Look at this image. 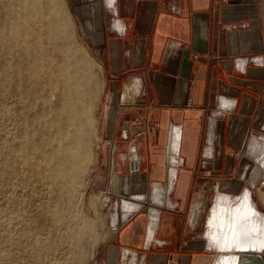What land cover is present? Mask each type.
<instances>
[{
	"label": "crops",
	"instance_id": "obj_1",
	"mask_svg": "<svg viewBox=\"0 0 264 264\" xmlns=\"http://www.w3.org/2000/svg\"><path fill=\"white\" fill-rule=\"evenodd\" d=\"M69 3L107 79L93 190L110 221L121 217L102 263L214 264L209 209L253 187L248 147L264 134V0ZM123 199L142 208L125 216Z\"/></svg>",
	"mask_w": 264,
	"mask_h": 264
},
{
	"label": "rangeland",
	"instance_id": "obj_2",
	"mask_svg": "<svg viewBox=\"0 0 264 264\" xmlns=\"http://www.w3.org/2000/svg\"><path fill=\"white\" fill-rule=\"evenodd\" d=\"M5 2L6 0H0V13H4L0 14V16L3 15L0 17L1 20L6 16L4 11L5 9L3 8H9L10 6H13V3L10 5L7 4L9 2H13V0H7L6 4ZM59 3L60 11L63 15L64 22L66 23L65 28L66 31H68V33L66 32L67 42L65 43L67 48L65 47L66 49L64 50V45H62L59 40L49 41L46 39V37L44 38L43 35L42 45L44 44V46H42V50L45 57V67L39 69L41 71L38 70L39 72L37 71L36 75L32 76V78L28 71L26 72L28 75L25 76L26 74L24 72L26 70H22L21 72L23 73L20 74V70L15 67L16 62L18 61V56L16 57L15 54L18 53L19 55L24 50L23 46L19 43L22 47V51L20 52H18L19 49L21 50V48L18 47V44L16 48H13L12 52H10V50L7 52V50L5 51V48H9L7 45H4L5 42L2 40V37H0V81L7 80V86L4 88L5 90L0 88V91L2 92H0V144H3L0 145V153L2 154H0V175L3 174L0 176V264H103L101 259L102 248L112 236L116 228L117 217H121V215L115 214L113 216L114 218L110 221V214L108 211L98 205L97 194L93 190L94 175L96 168L99 165V161L101 160V152L104 150L103 140L106 133V127L104 125L107 97V79L105 70L102 63L98 60L93 50L81 35L75 17L72 13L69 0H59ZM67 38L70 39V41ZM68 43H70V45H68ZM64 51L68 52L69 54H66ZM33 53L34 55L36 54L35 57L37 58L38 54L35 52ZM33 53H30V55H32V58H35ZM4 54L6 57L8 55L7 58L9 60L6 59ZM58 54H63V57L59 55L58 58ZM68 55L71 58H68ZM11 56H13V58ZM50 57L51 59H49ZM80 57H84L90 61L91 65L86 67L84 72L87 75L93 76L97 85V91L94 98L95 104H93L92 109V116L94 119V135L91 137L89 143L91 160L85 168L83 174V176L85 175L84 178L80 180V182H82H79L80 186L79 184H77V186L70 184L67 189H59L56 184H53L52 182L50 183L48 179L47 167L42 166L39 169H34L32 166L25 163L24 157L22 155H18L17 158H14L12 155V149H19L18 147H20L21 143L26 138L33 141L34 136L31 138L32 133H34L35 130L38 132V130L44 129L45 126L42 122H40L41 116L39 115L53 112L51 113V117H53L55 114L54 110L56 108L57 98L60 90L55 88H49V90V86L45 88L47 86L46 82H48V79H50L49 77L46 78V75L49 76V70L51 68L59 67L66 61L78 60ZM82 58L80 60H82ZM45 62H48V66ZM7 63L10 65L12 64L11 66H13V68ZM5 64L6 67L4 66ZM5 69L11 70H9V72ZM10 73H12V75ZM6 76L9 78L7 79ZM15 76H17L19 79L15 78ZM28 76H30V79ZM21 78L25 80L22 79L20 82ZM40 79H42V81ZM8 80L12 83H9ZM38 85L40 86L37 87ZM8 86H10V88ZM31 87L32 89L34 88L35 93ZM46 89L48 90V93ZM45 92L47 96L50 93L48 96L50 98L46 100L43 99L46 96ZM43 93L45 96L42 95ZM36 95L40 99L35 97ZM52 96L55 98V100ZM34 100H36L35 105ZM30 105H33V109ZM48 108L52 110L49 111ZM33 116L35 117L34 119ZM34 120L37 123L34 122ZM30 122L32 123L30 124ZM27 126L28 128L26 129ZM21 130L23 133H25V136L23 133L21 134ZM46 132L47 134L49 133L48 135H50L48 136L46 134V136L48 138L51 137V132L48 130ZM16 134H21L23 137ZM16 136H19L21 139ZM16 138L19 140H15ZM255 138L256 140L249 145L248 152L251 154L252 159L257 164V169H260L261 173L259 180L257 182H254L253 180V187H249V189L251 190V195L255 206L262 214H264V168L260 165L262 159L264 158V154L261 156V159L258 160L262 150L264 149V134L257 135ZM10 142H13L14 145ZM48 145L50 144L47 143L46 147L48 149L51 148V145L49 147ZM5 150L6 153L3 152ZM3 154L5 156H3ZM12 165L13 168H11ZM15 165L17 170L19 168L18 172H16L14 169ZM6 166H9V170L6 169ZM26 168H29V170ZM44 168H46V170ZM21 171L22 173L20 174ZM23 172L25 176H22ZM26 174L30 175L27 176ZM37 174L39 175V178H35ZM27 177L28 179H26ZM58 194L63 195L61 196ZM241 194L233 197V200L236 202ZM216 198L217 197H215V199ZM215 199L213 200L212 205L214 204ZM54 208L55 210H53ZM119 208L122 210L121 204L119 205ZM55 211H58V214L60 213L59 217L55 214ZM44 244L45 246H43ZM39 247L40 249H38ZM215 251L217 254L216 261H218L221 253H219L216 247Z\"/></svg>",
	"mask_w": 264,
	"mask_h": 264
},
{
	"label": "bare ground",
	"instance_id": "obj_3",
	"mask_svg": "<svg viewBox=\"0 0 264 264\" xmlns=\"http://www.w3.org/2000/svg\"><path fill=\"white\" fill-rule=\"evenodd\" d=\"M10 1H12V0H10ZM2 2H4V1H2ZM6 2H7V0H6ZM6 2H5V4H6ZM11 3H13L12 7L10 6L9 8H6V7L3 8V9H5L4 11H5L6 16L4 17V19L2 18V20L0 18V37H2V40L5 42V44H4V42H3V44L7 45V47L9 48V49L5 48V51L7 50V52L9 50H10V52H12L13 48L14 47L16 48V46H18V45H19L18 47L21 48V50L19 49V51H18V52H20V51H22V47L20 46V44L23 46L24 50L19 55H18V53L15 54L16 57L18 56L17 57L18 65L16 62L15 67L18 68L20 70V72L22 70H26L24 72L25 74L28 71L29 74L31 75V78H32V76L36 75V72L39 69H42L43 67H45L44 66L45 57L43 55V50H42V46H44V44L42 45L43 35H44V38L46 37V39H48L49 41L59 40L61 42V44L64 45V50L67 48L65 46V43L67 42L66 37H67V33H68V31H66V28H65L66 23L64 22L63 15H62L60 8H59L60 7L59 0H13V2H9L7 4L10 5ZM0 14H4V13H0ZM2 16L3 15H1L0 17H2ZM69 36H71V35H69ZM68 40L70 41V39H68ZM45 41H47V40H45ZM68 45H70V43H68ZM57 49H59V48H57ZM60 50H61V45H60ZM5 51H3V52H5ZM31 51L38 54L37 58L35 57L36 54L34 55V53ZM7 52H6V54H7ZM10 52H9V55H10ZM30 53H33L35 58H32V55H30ZM65 53L67 54L68 52H65ZM59 55L60 54H58V58H59ZM62 55L63 54H61L60 56H62ZM3 56H2V58H3ZM13 56H11V57L13 58ZM5 57H6V55H5ZM7 57H8V55H7ZM7 57H6V59H8ZM11 57H9V58H11ZM68 58H71V57H69V55H68ZM81 58L82 57H80V59ZM49 59H51V57ZM72 59H75V58H72ZM80 59L73 60V61H66V62L63 61L64 63L62 65H60L58 63L60 65L59 67L51 68L49 70L50 71L49 76L46 75V78L49 77L50 79H48L49 81L46 82L47 86L45 88H47L49 86L48 89L49 88H52V89L55 88V89L60 90V93H59L58 98H57L56 108L54 110L55 114L53 117H51V115H52L51 113H53V112H48V113H44L43 115H39V116H41L40 122H42L45 126L44 129L38 130V128H37L38 132L35 130L34 133H32V136L30 135L31 138L34 136L33 141H31L30 139H27V138L26 139L23 138L24 141L21 143L20 147H18L19 149L13 150L11 148L12 149V155L14 158H17L18 155H22L24 157L25 163L27 165L32 166L34 169H39L42 166L47 167L48 179H49L50 183L52 182L53 184H56V186L59 189H67V187L70 186V184L76 185V186H77V184H79V186H80V183L82 182V181L80 182V180L82 178H84V176H85V175L83 176L85 168L91 160L89 143H90L91 137L94 135V119L92 116V109H93V104H95L94 98H95V93L97 91V85H96V81L94 80L93 76L87 75L84 72L85 68L91 65L90 61H88L84 57L82 58V60H80ZM4 63H5V61H4ZM45 63H47L46 65L48 66V62H45ZM7 64H9V63H7ZM51 65H52V63H51ZM4 66L6 67V64ZM11 67L13 68V66H11ZM7 68H8V66H7ZM5 70H7V69H5ZM9 70H11V69H8L7 71H9ZM47 70H48V68H47ZM39 71H41V70H39ZM22 73L23 72H21L20 74H22ZM10 74L12 75V73H10ZM27 75L28 74H26L25 76H27ZM21 76H23V75H21ZM12 77H14V76H12ZM18 77H19V75H18ZM28 77L30 79V76H28ZM8 78L9 77H7V79ZM15 78H17V76H15ZM19 78H17V79H19ZM22 79L23 78L20 79V82ZM26 79H27V77H26ZM23 80H25V79H23ZM40 80L42 81V79H40ZM8 82H9V80H8ZM9 83H12V82H9ZM9 83H8V85H9ZM39 84H41V83H39ZM6 86H7V80L0 81V88L1 89L5 90L4 88ZM39 86L40 85H38L37 87H39ZM8 87L10 88V86H8ZM41 88H42V85H41ZM31 89H32V87H31ZM32 90L35 93L34 88ZM37 90H38V88H37ZM6 91H8V90H6ZM49 92H51V91H49ZM47 93H48V90H47ZM7 94H8V92H7ZM45 94H46V92H45ZM4 95H6V94H4ZM42 95L45 96L44 93ZM49 95H50V93L48 94V96ZM48 96L46 94V96L43 99L46 100V99L50 98ZM35 97H37V95ZM54 97H55V95H54ZM37 98H39V97H37ZM54 100H55V98H54ZM2 101H1V103H2ZM35 101L36 100H34V105H35ZM2 106H4V105H2ZM32 109H33V107H32ZM4 110H6V109H4ZM48 110L51 111L52 109L50 110L48 108ZM35 116H36V114H35ZM34 118L35 117L33 116V119ZM34 122H36V121L34 120ZM23 123H24V121H23ZM23 123H22V125H23ZM31 123L32 122H30V124ZM37 127H38V125H37ZM27 128H28V126L26 127V129ZM34 128H36V127H34ZM22 130H24V129H22ZM22 130L20 131L21 134L23 133ZM47 130L51 132V137H49V138L46 136ZM20 132H18V133H20ZM28 132H31V131H28ZM21 134L20 135L16 134V135L23 137V135L25 133H23V135H21ZM14 136H15V134H14ZM19 136H16V137L19 138ZM48 136H50V135H48ZM18 138H16L15 140H17ZM178 138H180L179 132L177 129H175L171 133V145H170L171 148L177 147L176 142H177ZM3 139H5V138H3ZM19 139H21V138H19ZM10 143L13 144V142H10ZM47 143L51 145V148L48 149L46 147ZM7 144H8V141H7ZM50 145H48V147ZM5 146H7V145H5ZM15 146H17V145H15ZM3 152L6 153V150ZM263 154H264V149L262 150V153L260 154L258 160L261 159V156ZM3 156H5V155L3 154ZM11 158H12V156H11ZM172 158L175 159V157H172ZM19 161H20V159H19ZM2 164H4V163H2ZM11 164H12V162H11ZM13 165H12V167L11 166L10 167L13 168ZM260 165L264 168V158L262 159V162ZM261 166H260V168H261ZM8 167L9 166H6V169L9 170ZM14 167H15L14 168L15 171L18 172L19 168L17 170L16 165ZM132 167H133V169H135V167L137 168V163H135L133 161ZM26 169L29 170V168H26ZM44 169L46 170V168H44ZM174 170L171 171L172 177H175V175H176L175 174L176 172ZM16 172H15V174H16ZM8 173H10V172H8ZM21 173H22V171L20 172V174ZM260 173H261L260 169H256L254 182H257L259 180ZM17 174H19V173H17ZM23 174H24V172H23ZM23 174H22V176H25V174L24 175ZM33 174H36V173H33ZM1 175H3V174H1ZM29 175H27V176H29ZM46 176H47V174H46ZM35 178H39V175L37 174V176H35ZM26 179H28V177ZM42 183H43V181H42ZM53 184H51V185H53ZM58 195L62 196L63 194H58ZM153 195H154L155 201L158 204L167 205V202L169 201V199H168V201L166 202L167 192L164 191L162 188H160V187L154 188ZM216 196H217V198L215 199V202L212 205V207L210 208L209 213L207 215L208 218H207V223H206V225H207L206 236L208 237L213 248L216 247V249L219 251V253H221L219 260L216 261L215 264H264V261L261 258V254L264 253V214H262L257 209V207L255 206V203L252 199L251 190L249 188H246L236 202L233 200L232 196L227 195V194H218ZM140 198H142V197L137 196L134 199H140ZM121 207H122V211L126 215L127 213H131V212H135V211L140 210L142 206L140 203L132 202L129 199H123L121 202ZM53 210H55V208ZM44 211H46V210H44ZM58 211H55L56 213L55 212L54 213L59 217L60 213L58 214L57 213ZM51 213H52V211H51ZM157 221H158V211L155 209H151V228L156 227ZM43 246H45V244ZM38 249H40V247Z\"/></svg>",
	"mask_w": 264,
	"mask_h": 264
},
{
	"label": "flooded vegetation",
	"instance_id": "obj_4",
	"mask_svg": "<svg viewBox=\"0 0 264 264\" xmlns=\"http://www.w3.org/2000/svg\"><path fill=\"white\" fill-rule=\"evenodd\" d=\"M261 258L264 261V253L261 254Z\"/></svg>",
	"mask_w": 264,
	"mask_h": 264
},
{
	"label": "built area",
	"instance_id": "obj_5",
	"mask_svg": "<svg viewBox=\"0 0 264 264\" xmlns=\"http://www.w3.org/2000/svg\"><path fill=\"white\" fill-rule=\"evenodd\" d=\"M108 144H110V142H108Z\"/></svg>",
	"mask_w": 264,
	"mask_h": 264
}]
</instances>
